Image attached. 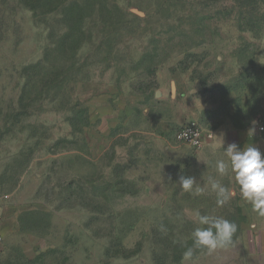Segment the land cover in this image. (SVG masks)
Wrapping results in <instances>:
<instances>
[{"label": "rangeland", "instance_id": "obj_1", "mask_svg": "<svg viewBox=\"0 0 264 264\" xmlns=\"http://www.w3.org/2000/svg\"><path fill=\"white\" fill-rule=\"evenodd\" d=\"M26 1L0 0V264H264V217L212 142L251 119L238 146L264 154V0ZM193 120L199 148L175 136ZM239 209L233 242L183 258L197 213Z\"/></svg>", "mask_w": 264, "mask_h": 264}, {"label": "clouds", "instance_id": "obj_2", "mask_svg": "<svg viewBox=\"0 0 264 264\" xmlns=\"http://www.w3.org/2000/svg\"><path fill=\"white\" fill-rule=\"evenodd\" d=\"M249 132L254 133V129ZM224 152L227 163L223 159L216 162L215 167L218 174L223 176L230 167L240 187L242 198L251 203L254 212L264 217V154L256 146L249 145L240 148L236 143L228 144ZM178 183L184 191L190 192L196 179L191 176H180ZM210 184L211 189L216 193L217 205L222 206L229 198V190L217 180H210ZM197 216L199 224L206 225V227H197L192 232L193 246L187 247L184 251L185 260L192 258L194 248H206L213 251L230 244L237 230V225L227 219L213 218L199 213Z\"/></svg>", "mask_w": 264, "mask_h": 264}, {"label": "built area", "instance_id": "obj_3", "mask_svg": "<svg viewBox=\"0 0 264 264\" xmlns=\"http://www.w3.org/2000/svg\"><path fill=\"white\" fill-rule=\"evenodd\" d=\"M256 127L264 132V114L256 119ZM176 140L190 147L199 148L205 141V131L198 121H189L182 125L176 132ZM210 137L212 134L209 135ZM4 221V211L0 207V244L2 241L1 225Z\"/></svg>", "mask_w": 264, "mask_h": 264}, {"label": "trees", "instance_id": "obj_4", "mask_svg": "<svg viewBox=\"0 0 264 264\" xmlns=\"http://www.w3.org/2000/svg\"><path fill=\"white\" fill-rule=\"evenodd\" d=\"M26 2H30V3H28V5L31 6V8H32L33 10H36L37 8H40L41 3H42V0H27ZM31 2H32V3H31ZM61 2H62V1H61ZM73 2H74V3H77L78 1L73 0ZM57 6H60V0L58 1ZM57 73H59V72L51 71L50 78H49V80L46 82L45 85H48V87H56V88L58 89L59 85H60L61 83H63V80L60 79L61 74H57ZM252 95H253V102H254L255 106L258 107V108H260V110H259L258 112L261 111V114H260V115H263V114H264V111H263V108H264V105H263L264 93L261 92V91H260V92H259V91H252ZM259 96H260V97H259ZM258 112H257V113H258ZM260 115H259V116H260ZM259 116H258V117H259ZM258 117H257V118H258ZM233 122H235L236 124H239V120L234 119ZM251 122H252V120L249 119V120L243 122V124H241V125H243V126H244V125H249ZM238 212H239V213H238V217H237V219H236L235 217L232 218V219H235V222L237 223V230H236V232L233 234V236H232V241H231V242H233L234 239H236V238L239 236L240 230H241V228H242V222L245 220V216L243 215L241 209H239ZM190 246H193V241L189 242V247H190ZM203 249H205V248H200V249H198V250H203Z\"/></svg>", "mask_w": 264, "mask_h": 264}, {"label": "crops", "instance_id": "obj_5", "mask_svg": "<svg viewBox=\"0 0 264 264\" xmlns=\"http://www.w3.org/2000/svg\"><path fill=\"white\" fill-rule=\"evenodd\" d=\"M234 119H232V121H230V123L228 125H226V127L220 131H218L215 135V139L212 141L213 145L216 148H226L228 144L230 143H236L237 145H243L246 143V139H248L249 137V129L248 126L249 125H241V124H236L235 122H233ZM236 135L238 138L234 139L232 136ZM256 214V212H255ZM261 253L262 258L264 259V250ZM260 255V254H259ZM261 263H264V261H262Z\"/></svg>", "mask_w": 264, "mask_h": 264}]
</instances>
